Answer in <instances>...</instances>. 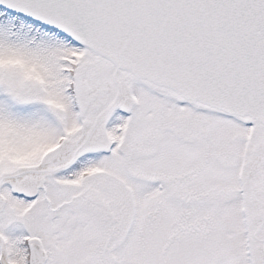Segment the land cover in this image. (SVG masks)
<instances>
[{"label":"snow or ice","instance_id":"obj_1","mask_svg":"<svg viewBox=\"0 0 264 264\" xmlns=\"http://www.w3.org/2000/svg\"><path fill=\"white\" fill-rule=\"evenodd\" d=\"M0 264H264V0H0Z\"/></svg>","mask_w":264,"mask_h":264}]
</instances>
